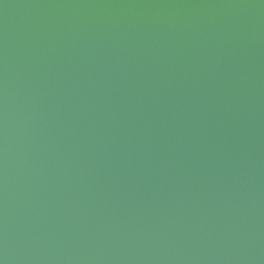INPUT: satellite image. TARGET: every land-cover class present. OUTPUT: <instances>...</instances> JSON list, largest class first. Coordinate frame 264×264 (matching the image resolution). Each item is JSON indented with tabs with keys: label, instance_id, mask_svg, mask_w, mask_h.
Masks as SVG:
<instances>
[{
	"label": "water",
	"instance_id": "95a60500",
	"mask_svg": "<svg viewBox=\"0 0 264 264\" xmlns=\"http://www.w3.org/2000/svg\"><path fill=\"white\" fill-rule=\"evenodd\" d=\"M0 264H264V0H0Z\"/></svg>",
	"mask_w": 264,
	"mask_h": 264
}]
</instances>
